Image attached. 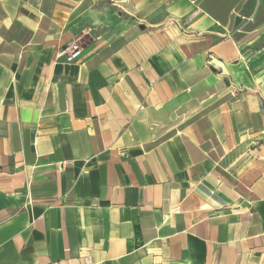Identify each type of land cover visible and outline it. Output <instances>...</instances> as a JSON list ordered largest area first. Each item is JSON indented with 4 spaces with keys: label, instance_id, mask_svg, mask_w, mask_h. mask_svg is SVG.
<instances>
[{
    "label": "crops",
    "instance_id": "1",
    "mask_svg": "<svg viewBox=\"0 0 264 264\" xmlns=\"http://www.w3.org/2000/svg\"><path fill=\"white\" fill-rule=\"evenodd\" d=\"M0 264H264V0H0Z\"/></svg>",
    "mask_w": 264,
    "mask_h": 264
},
{
    "label": "built area",
    "instance_id": "2",
    "mask_svg": "<svg viewBox=\"0 0 264 264\" xmlns=\"http://www.w3.org/2000/svg\"><path fill=\"white\" fill-rule=\"evenodd\" d=\"M63 53H66V59L72 60L79 56L80 54V46L78 43L73 42L69 44L64 50Z\"/></svg>",
    "mask_w": 264,
    "mask_h": 264
},
{
    "label": "water",
    "instance_id": "3",
    "mask_svg": "<svg viewBox=\"0 0 264 264\" xmlns=\"http://www.w3.org/2000/svg\"><path fill=\"white\" fill-rule=\"evenodd\" d=\"M240 21H241V20H240V17H239V16H236V17H235V20H234V25L239 24ZM140 27L143 28V25H141Z\"/></svg>",
    "mask_w": 264,
    "mask_h": 264
}]
</instances>
